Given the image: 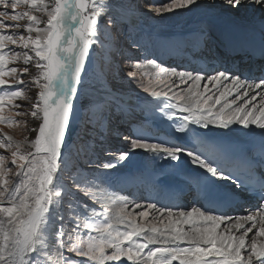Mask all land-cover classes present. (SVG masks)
Returning a JSON list of instances; mask_svg holds the SVG:
<instances>
[{
	"label": "snow or ice",
	"instance_id": "1",
	"mask_svg": "<svg viewBox=\"0 0 264 264\" xmlns=\"http://www.w3.org/2000/svg\"><path fill=\"white\" fill-rule=\"evenodd\" d=\"M142 5L156 14L176 9L232 15L259 12L264 20V0H171L159 7L153 0H142ZM136 12H141L140 5L129 0H0V30H18L0 32V123L12 127L19 116L31 117L35 123L27 129L35 134L31 140L0 134V150L11 156L9 161L0 154V264H123L122 257L131 264L177 260L179 264H264V74L245 75L240 69L209 72L201 67L177 71L147 58L125 69L113 53L134 59L119 47L120 35L127 37L128 50L141 47L133 36ZM206 36L201 30L200 37ZM113 41L116 46L106 47ZM8 45L26 51H3ZM249 48V55L264 59V28L259 44ZM97 57L103 61L99 68ZM21 59L23 68L8 67ZM106 71L151 97H162L153 102L152 111L159 109L173 125L178 122L175 133L188 138L191 147L149 142L152 138L147 135L130 140L123 136L128 147L115 162L99 163L98 156L81 159L77 141L69 138L74 121L82 124L79 143L92 141L94 146L93 133L106 132L104 125L111 115L123 110L122 96L110 86ZM145 77L153 79L145 83ZM94 79L100 85L96 95L89 86ZM33 88L34 95H28ZM81 97L87 103L78 108ZM16 100L25 101L26 107ZM6 103L11 109L7 116ZM233 125L241 126L239 133L245 136L258 137L259 168L254 167L257 157L251 153L206 139L213 128L225 130L215 133L220 137L233 134ZM135 150L176 161L174 168L187 159L203 170L194 177L202 194L200 207L174 212L167 205L133 202L134 209H141L134 215L124 198H117V206L106 207L91 191V179L82 173L114 169ZM221 181L228 182L226 189ZM244 191L255 195V208L236 216L223 210ZM149 210L158 214L152 220ZM85 229L88 234L83 238ZM185 242L188 246H181Z\"/></svg>",
	"mask_w": 264,
	"mask_h": 264
},
{
	"label": "rangeland",
	"instance_id": "2",
	"mask_svg": "<svg viewBox=\"0 0 264 264\" xmlns=\"http://www.w3.org/2000/svg\"><path fill=\"white\" fill-rule=\"evenodd\" d=\"M129 2L133 5L139 4L141 7V12L148 13L147 15H141V12H136L135 15H138V23H137V30L133 33V36L140 41L141 47L139 48H132L131 50H128V43H127V37L124 35L118 36L119 41V47H121L122 50L126 52V55L134 57V59H127V58H121L118 52L113 53V58L116 61L119 66L127 68V65L129 64H136V63H143L144 59H155L158 64H160L161 67L167 68V69H176L170 65H164L158 62V60L155 58V51L161 47L162 45L169 44L171 42V39L169 38H162L160 37L162 30L161 26L164 24H170V23H180L183 21L182 18H185L187 15H190L192 13H199L200 11H207L205 9L197 10V11H187L186 9H176L170 12H164L161 14H156L154 12H150L148 9L143 8L142 0H129ZM171 0H153V3L156 6H162L164 3H170ZM24 9H18V11H23ZM219 11V10H218ZM232 18L239 19L240 21H249L255 24L261 19V16L258 12H248L243 13L241 12L239 15H232L230 14ZM262 20V19H261ZM27 21H21V24H25ZM202 28V27H201ZM198 27V29L195 30L194 33H200L199 31L204 30ZM18 30L12 29V30H0V32H3L4 34H11L12 32H16ZM160 31V32H159ZM19 32L27 36L26 31L23 29H20ZM193 33V34H194ZM34 35V34H33ZM186 35V34H185ZM182 35V36H185ZM179 36V37H182ZM185 38V37H182ZM187 38V36H186ZM189 38V37H188ZM175 41V39H173ZM116 46V42L113 41L110 44H106V47L112 48ZM96 46L94 45L93 48ZM8 49H14L16 51H26L24 49H21L18 45H8V48L4 49L3 51H8ZM103 63L102 59L100 57H97V67L99 68L100 65ZM17 67L18 69H21L24 67L23 60H18L15 62H11L8 67ZM114 70V69H113ZM179 71L178 69H176ZM33 71H35L33 69ZM104 75L107 77L108 81L110 82V86L117 92H119L122 96L123 103L127 102V98H131L133 96H140L149 98L150 100L154 101L157 99H163L151 97L148 93H144L142 89H139L135 86V84H129L127 79H124L121 77L120 79H114L111 75L107 73V71L104 73ZM7 78V77H6ZM139 78V72L138 77ZM27 80L28 77H25ZM153 79L152 77H145V83L148 82V80ZM90 90L95 93V89L100 87V85L96 82V80H92L89 82ZM181 87H185L184 85H181ZM211 88V86H210ZM214 91V90H213ZM35 92V89L33 88L32 91L28 92V95L33 96ZM96 95V94H93ZM16 104H21L26 107V102L23 100H16L14 101ZM87 103V98L81 97L77 101V107L79 108L81 105ZM122 104V111L115 112L111 115L110 121L108 124L104 125L106 132H100L99 129L93 133L94 137V146L92 141H89L86 144H80L79 138L82 135V124L79 121H74L73 125L69 129V138L70 140L77 141V147L81 150V159H83L85 156L87 157H93L98 156L99 157V163H104L108 161L115 162V159L127 149L128 145L123 140V136H128L129 140L132 138H136L134 131L130 130L129 127L125 129V125L129 120H124L125 118H128L129 116H132L129 113L134 114L135 116H139L142 121H145V119L150 120L155 117V115H146L148 107H143L142 109L135 108H128L126 106L123 107ZM142 107V106H141ZM21 111L24 110V108L20 109ZM137 110H140L138 112ZM11 111L10 107L5 106L4 115L7 116L9 112ZM14 114V113H13ZM17 120V123L14 124L12 127H8L7 124L0 123V134L7 133L8 135H11L14 140L17 141H23L25 137L28 138V140L34 139L35 134L28 131L27 129H30L32 127H35V123L33 122L31 117H24L19 116L15 117ZM83 117H81V120ZM124 120V121H123ZM143 130V129H142ZM119 133V134H117ZM156 140V139H154ZM152 140V141H154ZM159 142V141H156ZM107 150V151H105ZM147 153H150V151L145 150H135L126 161H122L119 163L117 167L114 169H96L93 168L92 170L82 173V175L86 178L91 179L92 185H94L91 188V191L96 193L97 197L102 200L104 205L106 207H115L118 204L117 198H124L129 202V208L128 211H132L135 215L141 209H134L133 208V200H130L131 197L120 195L118 193V190L116 188L118 185H120V182L126 177L129 178H139L136 174L144 167L142 166L143 162L145 161V155ZM0 154L7 155L9 161L11 159L10 153H7L5 150H0ZM10 167H13L9 163ZM143 167V168H142ZM81 199H86L85 197L81 196ZM89 203H92L91 200H88ZM140 203V202H139ZM142 205H146L141 202ZM192 206H189L188 209L192 208ZM196 207V206H195ZM188 209L184 211H188ZM97 211H100V207L97 205ZM174 212L176 210H173ZM91 215V213H89ZM154 214L151 210H149V216L148 219L152 220ZM244 215V214H242ZM163 218V217H161ZM99 219H103V217H100ZM137 221L142 222V219L137 216ZM123 228V226H121ZM88 234V230H82L81 235L83 238H86V235ZM92 235H95V233H91ZM109 253H111V249L107 250ZM123 264H131V262H128L126 258L122 257ZM107 264H120V262H107Z\"/></svg>",
	"mask_w": 264,
	"mask_h": 264
},
{
	"label": "bare ground",
	"instance_id": "3",
	"mask_svg": "<svg viewBox=\"0 0 264 264\" xmlns=\"http://www.w3.org/2000/svg\"><path fill=\"white\" fill-rule=\"evenodd\" d=\"M136 17H138V15H136ZM182 19L183 21L180 23H170L161 26L160 28L162 30V33L160 37L165 39L169 38L171 39V41H174L173 39L179 40V36L185 34L186 35L193 34L195 30L198 29V27L200 28L202 27L201 29L204 30L205 28L214 29V31L219 30V32H221L224 35H228V32H230L233 35L234 34L238 36L242 35L243 37L248 38L249 36H253V37L256 36L258 32H261L264 26V20L259 19V21L256 24L255 22L252 23L244 20L240 21L239 19L236 20V18L235 19L232 18L230 14L221 13L218 10L214 14L209 13L207 11H200L199 13H192L190 15H187L185 18ZM177 44L178 42L176 43V45ZM210 86L211 85H209V87ZM97 89H99V87ZM97 89H95V93L93 94H98ZM213 90L215 91V89ZM154 101L150 100L149 98L132 95L131 98H127L126 103L125 102L123 103L124 105L123 107L126 108L127 106L129 109L135 107L137 109H142L143 107L149 106L148 110L150 115H155V117H153V119L151 120L152 126L155 128L159 127L165 131L164 137L157 136L152 132L148 133L145 130L144 131L141 130L140 135H144L145 133V135L150 136L152 139L149 142L166 141V140L169 141V139L171 138L172 141H176L177 143L184 144L186 147H191V141L188 138L184 137L183 134L175 133V127L179 126L178 122L175 125H173V121L167 120V117L164 116V114L160 112L159 109H156L155 112L152 111L154 107L153 105ZM179 115L180 114L177 113V116ZM232 127H233V134L224 136L222 138L231 141L235 147H238L239 149H242L247 153H251V155L254 156L260 155V145H259L258 137H254L251 135L245 136L243 135V133H239V129L241 127L239 125H233ZM252 130L256 133H259L260 131L259 129H256L255 126H253ZM221 131H225V130L213 128L212 133H210L206 139L209 140L211 138L220 137L215 135V133H219ZM236 133L239 134L237 135ZM176 137H179V139H176ZM175 164H177L176 161L169 162L166 159L155 158L154 154L150 152L145 155V161L143 162L142 166L144 167V170L153 172V174L159 179V180L157 179L156 182L162 181V184L160 185L162 190L167 189V187L172 188L178 185L186 186L191 183V177L195 176L199 171H203L201 169H198L197 166L192 165L190 161L187 159L184 160L183 164L179 168H174L172 166ZM157 186H158L157 183H155V189H157ZM157 197L160 199L162 198L161 195L159 194L157 195ZM189 210H191V208L188 209V211ZM178 226L184 227L185 230L188 229V225H178ZM181 246L186 247L188 245L185 242ZM173 264H179V261L178 260L174 261Z\"/></svg>",
	"mask_w": 264,
	"mask_h": 264
}]
</instances>
